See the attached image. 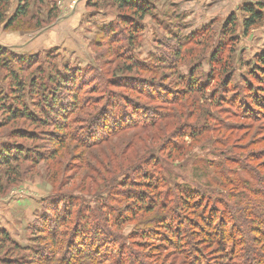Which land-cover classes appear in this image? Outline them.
<instances>
[{
  "label": "rangeland",
  "instance_id": "rangeland-1",
  "mask_svg": "<svg viewBox=\"0 0 264 264\" xmlns=\"http://www.w3.org/2000/svg\"><path fill=\"white\" fill-rule=\"evenodd\" d=\"M130 2L0 8V264H193L195 211L264 189V20L246 33L242 10L264 0Z\"/></svg>",
  "mask_w": 264,
  "mask_h": 264
},
{
  "label": "trees",
  "instance_id": "trees-1",
  "mask_svg": "<svg viewBox=\"0 0 264 264\" xmlns=\"http://www.w3.org/2000/svg\"><path fill=\"white\" fill-rule=\"evenodd\" d=\"M8 2L9 0H0V8L2 6L3 8L6 7ZM118 2L120 7L126 6L128 4L132 5L130 0H118ZM132 8H135V10L139 8L142 14H147V7L135 6ZM242 10L246 14V16H248L243 23L244 31L246 33L252 26H254V24L261 20H264V3L258 2L255 5L246 4L245 6H243ZM24 13L25 9H19L14 14V16L7 20V22L4 24V28L10 27V25L14 22L15 17ZM3 22V12L0 10V23ZM253 69L256 70V73L258 75H260V80L262 79L264 83V54L256 58ZM253 75L255 77V73ZM62 78V83H60L62 87L61 89H63V87H65L67 83H69L68 80L66 81V79L68 78L67 73H64L62 75ZM76 81L77 80L72 79V82L75 83ZM74 87L76 88L78 86L75 85ZM73 95L75 94L73 93ZM93 105L94 102L88 99L85 101V103L79 106V108H83L84 111H86L85 113H87L89 110L94 108ZM250 105L254 110H257L259 107H263L261 102H259V100L257 99L250 101ZM15 114H21V117L29 121L36 119L35 114L29 112L26 109L14 110L11 112V116L14 118H16L17 116ZM90 114L91 113L89 112L87 116L91 117L92 115L90 116ZM99 117V121H101L102 123H105L104 121L108 119L107 115H104L103 113L99 114ZM57 128V130L61 132L62 127ZM257 181H259V183L264 182V178L260 179L258 176ZM245 188H247L250 193L247 194L248 196L246 198H241V201H244L243 203H245L244 205L242 204V202L240 204H228L226 201L223 204L221 201H219L217 202V204H220L222 208L220 212L215 208L207 209L206 211H203L201 209L200 213H198L197 211H195V213L193 210L190 211L191 213H195L194 215H196L195 220H189L188 222L192 231H185L183 234H180V239L188 247V249L186 250L189 255L188 258L192 262H194L193 264H206V260H208V256L212 254V251H214L213 253H218L216 252V250H220L223 248L226 249L228 245H230L228 250L229 252L226 253H228L229 256H219L220 258H216L214 264H225L224 262L227 261V258H232L235 260L236 257H239L241 260L239 264H242V262H244L243 264H264V189H255L254 185H250ZM180 189L181 188H178V191H180ZM178 195V197L181 199V205L186 204L189 206V208L192 205L197 206L200 201V196L198 195L196 197L188 194L189 197L184 198L180 197L181 194ZM134 198H136V196H133V199ZM211 200L213 199L211 198ZM211 200L209 199L206 202H211ZM134 203L137 209H142L146 207L147 201L144 199V197L138 196ZM250 210L253 211V215H251V218H247ZM245 211H248V213H245ZM243 213L246 214L245 217ZM247 223H249V228H246ZM228 225L231 226L229 230L226 229ZM195 239H197V243L194 246L193 243ZM204 252H208L207 256L204 255ZM201 258H203L205 262H202ZM130 264L135 263L133 261H130Z\"/></svg>",
  "mask_w": 264,
  "mask_h": 264
},
{
  "label": "crops",
  "instance_id": "crops-1",
  "mask_svg": "<svg viewBox=\"0 0 264 264\" xmlns=\"http://www.w3.org/2000/svg\"><path fill=\"white\" fill-rule=\"evenodd\" d=\"M199 13H200V12H199ZM203 14H205V13H203ZM196 16L198 17V19L200 18L198 14H197ZM203 16H204V15H203ZM207 16H209V15H207ZM197 17H196V18H197ZM210 17H212V16H210ZM210 17H208L207 19H209ZM207 19H205V20H207ZM202 21H204V20H202Z\"/></svg>",
  "mask_w": 264,
  "mask_h": 264
}]
</instances>
